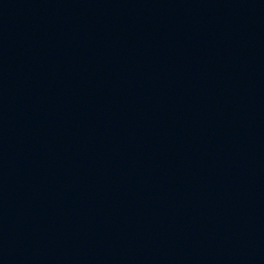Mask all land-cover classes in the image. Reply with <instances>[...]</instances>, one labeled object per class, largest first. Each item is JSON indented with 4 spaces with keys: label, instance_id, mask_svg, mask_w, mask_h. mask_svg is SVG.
<instances>
[{
    "label": "water",
    "instance_id": "1",
    "mask_svg": "<svg viewBox=\"0 0 264 264\" xmlns=\"http://www.w3.org/2000/svg\"><path fill=\"white\" fill-rule=\"evenodd\" d=\"M0 264H264V0H0Z\"/></svg>",
    "mask_w": 264,
    "mask_h": 264
}]
</instances>
